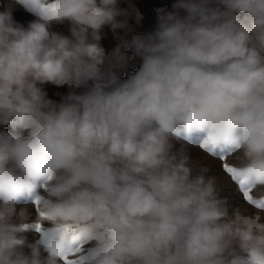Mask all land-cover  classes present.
I'll return each instance as SVG.
<instances>
[{
	"label": "clouds",
	"instance_id": "clouds-1",
	"mask_svg": "<svg viewBox=\"0 0 264 264\" xmlns=\"http://www.w3.org/2000/svg\"><path fill=\"white\" fill-rule=\"evenodd\" d=\"M17 4L36 16L27 27ZM117 5L0 12V125L13 128L0 132V264H62L65 226L95 241L77 264H264V209L232 208L208 162L227 156L264 198V0H176L153 32L107 52L102 29L120 37L130 14ZM64 22L70 36L50 31ZM123 49L141 64L121 80ZM47 85L88 90L56 103ZM191 135L214 144L193 155Z\"/></svg>",
	"mask_w": 264,
	"mask_h": 264
},
{
	"label": "rangeland",
	"instance_id": "rangeland-1",
	"mask_svg": "<svg viewBox=\"0 0 264 264\" xmlns=\"http://www.w3.org/2000/svg\"><path fill=\"white\" fill-rule=\"evenodd\" d=\"M176 0H118V7L125 11H128L130 14L125 16L118 17L119 20H126L127 21V28L120 33V37H114L109 26H105L101 32V44L105 48L107 52H111V50L116 46L119 41V38L128 39L130 40L133 35H146L153 32L156 29L157 24V9H165L166 11H173V4ZM7 5V0L0 1V12L4 11ZM145 6H150L153 11L154 18L150 22L148 26L140 27V28H131L130 21L132 18V14L134 11L133 9H139ZM180 14L184 15L183 10H180ZM13 17L14 19L19 22L21 25L27 27L28 23L34 19L36 16L31 12L26 10L23 6L17 4L13 10ZM50 31L60 33L65 36H70V24L68 22H64L63 24L53 23L51 26ZM127 53L129 66L120 73V79L124 80L127 79L130 74H134L136 71L139 70L141 60L140 58L136 57L131 49H123ZM92 82L89 81V87L91 86ZM88 89L84 87L80 88H68L65 87H56L47 85L44 88V91L47 93V98L56 102L60 103L62 99L69 94V92H74L76 94H83ZM13 128L10 125H0V132H12ZM26 131V130H25ZM199 136L191 135L188 136L187 139L190 143V147L192 148L193 155L198 153L204 152V150L199 149L197 147V143L199 140ZM211 164L212 170L214 172L219 173L222 177H226V182L222 186L221 195L222 197H226L228 201L236 202L237 207L243 206L246 201L243 197V189L238 185L237 182H234L230 179V176L225 173L222 168V161L219 159L210 157L209 161ZM227 163L228 160H227ZM255 198V193H251ZM244 199V200H243ZM254 207V206H253Z\"/></svg>",
	"mask_w": 264,
	"mask_h": 264
},
{
	"label": "snow or ice",
	"instance_id": "snow-or-ice-1",
	"mask_svg": "<svg viewBox=\"0 0 264 264\" xmlns=\"http://www.w3.org/2000/svg\"><path fill=\"white\" fill-rule=\"evenodd\" d=\"M52 7L54 8L55 6L53 5ZM189 128H191V121L189 122ZM211 144H214V138L211 135H209L208 137L204 138L199 142V146L204 150H208ZM219 159L220 161H222V168L224 172L228 174L233 181L237 182L238 185L244 190L243 197L245 201L258 209H264V198L262 199L254 198L253 195L251 194L252 188L245 187L247 183L245 179H241L239 181L236 180L237 170L232 165L227 163V156H221ZM261 179L264 180V177H261ZM33 204L38 215L43 216L44 214L39 213V198H36L33 201ZM33 226L35 231L37 232L42 231L44 227V225L39 222H36ZM64 234L68 239V242L71 247L68 252L60 254L62 264H77V260L74 258V256L80 250L79 246L82 242V233L73 228L65 226Z\"/></svg>",
	"mask_w": 264,
	"mask_h": 264
},
{
	"label": "crops",
	"instance_id": "crops-1",
	"mask_svg": "<svg viewBox=\"0 0 264 264\" xmlns=\"http://www.w3.org/2000/svg\"><path fill=\"white\" fill-rule=\"evenodd\" d=\"M156 26H157V24H156ZM205 155H206V153H205ZM224 175H225V172H224ZM229 204H230V206L232 208H236L237 207L236 202L234 203L233 201H229ZM22 206H23V204H18L17 205L18 208L22 207ZM33 216L34 217L38 216V213H37L35 207L33 208ZM37 222H39V221H37ZM25 235L28 237L29 242H35V240L39 238L40 233H37V231H35L33 225H28L25 228ZM94 243H95L94 240H82V242H81V244L79 246L80 247V254H82V255L87 254L88 250L94 246Z\"/></svg>",
	"mask_w": 264,
	"mask_h": 264
},
{
	"label": "built area",
	"instance_id": "built-area-1",
	"mask_svg": "<svg viewBox=\"0 0 264 264\" xmlns=\"http://www.w3.org/2000/svg\"><path fill=\"white\" fill-rule=\"evenodd\" d=\"M136 10H138L140 15L142 16V19L139 22H137L135 12H133L130 21L131 28H140V27L148 26L154 18L152 8L150 6H145Z\"/></svg>",
	"mask_w": 264,
	"mask_h": 264
}]
</instances>
